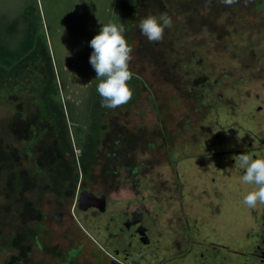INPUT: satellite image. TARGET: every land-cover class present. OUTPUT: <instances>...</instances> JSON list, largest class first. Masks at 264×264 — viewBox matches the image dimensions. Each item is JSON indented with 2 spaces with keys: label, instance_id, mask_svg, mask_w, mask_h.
<instances>
[{
  "label": "rangeland",
  "instance_id": "374dc122",
  "mask_svg": "<svg viewBox=\"0 0 264 264\" xmlns=\"http://www.w3.org/2000/svg\"><path fill=\"white\" fill-rule=\"evenodd\" d=\"M133 1L0 0V264H19L27 243L30 264H52L42 260L36 235L45 249L68 250L72 240L59 239L67 221L101 234L96 227L109 214L74 209L85 190L107 194V212L117 204L153 206L166 225L162 250L165 228L177 231L185 219L204 217L232 243L244 238L247 185L233 159L242 152L227 145L250 141L235 121L264 132V0ZM132 2L135 13H127ZM161 13L173 26L150 42L139 22ZM123 20L138 75L129 82L131 101L109 109L96 90L90 41L102 25ZM256 93L262 99L248 105ZM228 98L242 106L233 112ZM218 148L226 153L211 155Z\"/></svg>",
  "mask_w": 264,
  "mask_h": 264
},
{
  "label": "flooded vegetation",
  "instance_id": "af4514ba",
  "mask_svg": "<svg viewBox=\"0 0 264 264\" xmlns=\"http://www.w3.org/2000/svg\"><path fill=\"white\" fill-rule=\"evenodd\" d=\"M258 9H261L264 14V2L260 3ZM250 97H252V101L249 103ZM262 97L259 93L250 95L248 105L254 106V100L259 101ZM227 102H230L229 106L233 107V112L242 106L239 103H243V101H238V104H235V100L230 98ZM257 108L263 110V105H258ZM231 125L250 134V141L244 146L232 142L227 145V147L230 146L227 152L247 151L253 158H264V132L260 130L258 133L259 129L254 124L244 126L241 121H235ZM226 126H230L229 123L224 124L223 127ZM215 150L218 152L212 150L211 155L226 153L224 148ZM252 187V185H247L243 190V196ZM105 195L107 199L105 210L95 206L87 209L81 208L80 194L76 201H72L74 209L77 208L86 214L91 211L92 217H96L97 214H109L108 223L106 225L102 223L96 227L102 233L94 235L83 225L77 226L76 223L67 221V227H65L67 235L58 236L59 239L70 238L73 245L68 250L63 249L62 252L58 246L45 249L39 239L40 234H37L34 245L39 246L40 251H45L44 254H41L43 261H45V257H51L55 259L52 264H78L82 260L83 264H179L180 261L183 264H264V205H258L255 209H249L245 205L247 220L244 223V238L240 242L232 243L231 240L221 236V231H218L217 227L205 223L204 217L196 218L193 223L185 219L182 228L176 231L165 228L166 225L161 224L154 217L153 206H146L143 203L134 207L128 205L125 209L117 204L115 207L117 211L107 212L108 196ZM72 202L67 204L68 209ZM71 216L75 217V214H71ZM112 224H114V228L109 230L108 228ZM161 225L165 226V232L169 231L168 237L164 239L167 241V247L164 250L160 248L161 237L164 235ZM225 227L226 234L231 236L232 226L230 223L227 222ZM75 228L83 234L84 238L81 234L79 236ZM170 231L173 235H170ZM107 232L109 233L106 235ZM32 245L27 243L23 254L19 255V264H30L29 259L34 252V249L31 248ZM9 255L8 261L13 255L15 256L14 253Z\"/></svg>",
  "mask_w": 264,
  "mask_h": 264
},
{
  "label": "clouds",
  "instance_id": "9594fccd",
  "mask_svg": "<svg viewBox=\"0 0 264 264\" xmlns=\"http://www.w3.org/2000/svg\"><path fill=\"white\" fill-rule=\"evenodd\" d=\"M239 0H219V3L231 6ZM250 0H244L245 6ZM211 0H206V6ZM141 34L150 42H161L165 29L173 26L172 18L167 13L159 16L148 15L139 22ZM123 23L108 22L90 41L93 49L89 62L96 72L97 92L101 97V106L116 109L129 103L133 97L130 81L133 72L130 62L133 48L125 37ZM239 168L244 170L241 182L252 185V189L243 196V204L249 209L264 205V158H253L247 151L233 157Z\"/></svg>",
  "mask_w": 264,
  "mask_h": 264
},
{
  "label": "trees",
  "instance_id": "16d2710c",
  "mask_svg": "<svg viewBox=\"0 0 264 264\" xmlns=\"http://www.w3.org/2000/svg\"><path fill=\"white\" fill-rule=\"evenodd\" d=\"M128 1V0H127ZM134 3L136 2V0H134L133 1ZM132 2V4L131 5H128L127 6V8H126V12L127 13H131V12H134L135 11V5H134V3ZM126 13V14H127ZM135 13V12H134ZM126 17V16H125ZM124 17V18H125ZM132 17H136V15L135 14H133L132 15ZM123 24H124V26H125V29H126V31H125V37H126V39H127V41H128V43L129 44H131V41H132V31H131V29L130 28H127V23H128V20H123V22H122ZM132 72H133V75H138L137 73V71L136 70H132ZM137 77V76H136ZM142 79V78H141ZM139 88V87H138ZM47 110H48V107H45V112H47ZM48 116V115H47ZM55 129H56V132H58V129L55 127ZM94 144H96V141H93V143H92V145H91V150L94 148ZM65 145H67V148L69 147L71 150H72V143L70 144V142H69V140H67L66 142H65ZM92 152V151H91ZM83 159H82V162H83V165L85 166V169H86V166H88V163H89V161H91L92 160V154H90V152L88 153V155L84 158V157H82ZM88 169V168H87Z\"/></svg>",
  "mask_w": 264,
  "mask_h": 264
},
{
  "label": "water",
  "instance_id": "95a60500",
  "mask_svg": "<svg viewBox=\"0 0 264 264\" xmlns=\"http://www.w3.org/2000/svg\"><path fill=\"white\" fill-rule=\"evenodd\" d=\"M79 202L81 208L87 209L91 206L99 207L101 210H105L106 207V195L98 196L91 191H83L80 194Z\"/></svg>",
  "mask_w": 264,
  "mask_h": 264
}]
</instances>
